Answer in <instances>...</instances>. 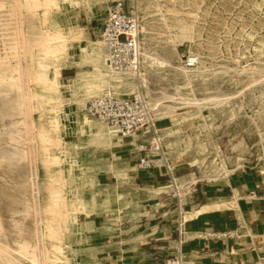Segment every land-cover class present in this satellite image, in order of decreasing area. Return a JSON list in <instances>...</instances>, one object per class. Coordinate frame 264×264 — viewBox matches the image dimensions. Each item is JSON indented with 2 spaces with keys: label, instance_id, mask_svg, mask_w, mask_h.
<instances>
[{
  "label": "rangeland",
  "instance_id": "1",
  "mask_svg": "<svg viewBox=\"0 0 264 264\" xmlns=\"http://www.w3.org/2000/svg\"><path fill=\"white\" fill-rule=\"evenodd\" d=\"M110 1L0 0V264L159 263L175 251L164 176L139 168L135 142L87 111L106 90H141L150 101L181 184L189 242L194 218L234 207L250 260L264 264V0H124L137 1L142 19L140 75L105 65L99 19ZM52 35L67 50L48 60L51 79L61 69L48 91L35 73ZM191 54L199 61L187 66ZM67 67L76 68L68 75ZM46 132L61 149L48 148Z\"/></svg>",
  "mask_w": 264,
  "mask_h": 264
},
{
  "label": "built area",
  "instance_id": "2",
  "mask_svg": "<svg viewBox=\"0 0 264 264\" xmlns=\"http://www.w3.org/2000/svg\"><path fill=\"white\" fill-rule=\"evenodd\" d=\"M141 15L131 9L124 0H113L101 27L111 69L118 73L140 75L143 67ZM199 58L188 55L187 66H194ZM87 110L97 118L117 128L122 136L135 141L139 168L155 169L164 176L167 194L172 197L176 211V241L174 252L159 263L137 262L135 264H183L182 249L187 238L186 210L182 202L179 177L171 159L161 129L157 125L154 110L141 90L131 95L118 96L112 91L94 97L87 102ZM188 189V188H187ZM197 192V183L189 187ZM188 193V192H187Z\"/></svg>",
  "mask_w": 264,
  "mask_h": 264
},
{
  "label": "crops",
  "instance_id": "3",
  "mask_svg": "<svg viewBox=\"0 0 264 264\" xmlns=\"http://www.w3.org/2000/svg\"><path fill=\"white\" fill-rule=\"evenodd\" d=\"M112 1L113 0L108 3V7ZM96 9L89 10L88 13H94L95 16ZM107 10L108 8L106 9V16ZM106 16L99 19V23H101L100 20H103L102 22L104 23ZM75 68L76 67H67L63 70H66L68 75H70ZM119 137L123 139L121 135H119ZM134 142L135 141H131L128 142V144ZM152 170L155 169H150L148 171L151 173ZM155 172L160 174L157 170H155ZM157 174L154 175L158 176ZM161 179L162 182H166L164 177ZM226 201L228 200L226 199ZM232 212H235L234 207L225 206L222 208H216L212 211H206L200 216L194 218V220L198 219V222H196L197 225L194 227L193 232H190L193 234V240L189 242V238H186V241L183 243V259L185 257L184 264H256L250 260L248 249H246L245 241H243L245 238L242 239L244 228H236L237 225L231 223L230 215ZM197 233H199V235H196Z\"/></svg>",
  "mask_w": 264,
  "mask_h": 264
},
{
  "label": "bare ground",
  "instance_id": "4",
  "mask_svg": "<svg viewBox=\"0 0 264 264\" xmlns=\"http://www.w3.org/2000/svg\"><path fill=\"white\" fill-rule=\"evenodd\" d=\"M38 6H40V7H43V6H45V7H48V6H50V5H55V4H57V0H38V3H36ZM90 4H92V2H90ZM129 8H131V7H129ZM131 9H138L139 10V8H138V6H137V1H136V3L134 4V7L133 8H131ZM142 31H143V29H142ZM63 37L61 36V35H52V36H50V38H48L47 39V43L44 45L45 46V48H44V55H43V57H42V59L39 61V68L38 69H36V79H37V81L38 82H40V83H43L45 86H46V88L48 89V91H50V90H52L53 88H54V86H56V85H58L59 83H58V77L61 75V69H60V67H58V66H55L54 67V74H55V79H51L50 78V76H49V74L51 73V69H53L52 67H51V62L49 63L48 62V60L50 59V57H60V53L62 52V51H66L67 50V44L66 43H62L61 42V39H62ZM101 38H102V36H101ZM102 40H103V38H102ZM103 43H104V47H105V50H106V58H105V65L107 66V68L109 69V71L111 72V73H115V74H123V73H118V72H115V71H113L112 69H111V67H110V65H109V61H108V58H107V56H108V53H107V49H106V45H105V42H104V40H103ZM195 58H196V56H195ZM56 61H58V60H56ZM57 65V64H56ZM160 65H162V66H165L166 65V62L165 61H161L160 62ZM62 67V66H61ZM53 72V71H52ZM124 75H127V74H124ZM133 75V74H132ZM145 78V77H144ZM144 80V79H143ZM36 81V82H37ZM39 83V84H40ZM43 86V85H42ZM47 91V92H48ZM100 95H102L101 93L99 94V95H97L96 97H98V96H100ZM47 102L48 103H52V99L51 98H47ZM150 102V101H149ZM151 104V103H150ZM44 106V105H43ZM152 107V106H151ZM153 109V108H152ZM88 111V110H87ZM52 112V111H51ZM54 113V112H53ZM50 114V113H49ZM91 114V113H90ZM92 115V114H91ZM97 121H99V122H101L102 124H105L107 127H109L111 130H113L114 132H116V133H118L119 135H121L122 136V133L117 129V128H115V127H113V126H111V125H109L107 122H105V121H103V120H101V119H99V118H97L96 116H94V115H92ZM87 118V117H86ZM52 123H53V126L55 127V129H57L58 127L55 125V123L57 122V120H53V121H51ZM47 134H45V136H42L43 137V139L45 140V142L48 144V148L50 149L52 146H57V147H59L60 149L62 148V145H63V143H62V139L61 138H57V137H55L54 136V134H52V135H49V132H46ZM117 134V135H118ZM42 135V134H41ZM44 135V134H43ZM123 137V136H122ZM3 157V156H2ZM1 158V157H0ZM4 159V158H3ZM8 159H10V158H8ZM1 160V159H0ZM48 162L51 164V163H55V164H60V162H61V160H60V156H57V155H52L50 158H48ZM181 191V190H180ZM59 209V207H57V206H55V204H52L50 207H49V212H56L57 210ZM186 216V215H185ZM54 232V231H53ZM29 243V242H28ZM0 244H2V243H0ZM4 247V246H3ZM1 248V247H0ZM22 248V247H21ZM62 249V247L60 246V245H57V244H55L54 246H53V248H52V250L51 251H55V252H59L60 250ZM2 251H3V249H1ZM0 250V251H1ZM20 250H22V249H20ZM19 250H17L16 252H18ZM51 251H49L48 252V257L50 258V256H49V254H50V252ZM21 252V251H20ZM20 252H18V253H20ZM28 252V251H27ZM1 253H3V252H1ZM25 253V252H24ZM182 254H183V249H182ZM4 255H5V253H4ZM26 255V254H25ZM2 255H0V257H1ZM57 258L55 259V260H60L61 258L59 257V256H56ZM34 260V257H33V259H32V261ZM182 260H183V264H184V259H183V255H182ZM34 263H36V260H35V262ZM37 263H38V261H37ZM36 263V264H37Z\"/></svg>",
  "mask_w": 264,
  "mask_h": 264
}]
</instances>
